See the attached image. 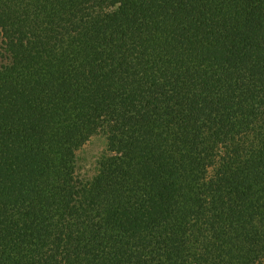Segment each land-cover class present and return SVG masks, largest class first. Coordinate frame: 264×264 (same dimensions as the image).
I'll list each match as a JSON object with an SVG mask.
<instances>
[{
	"label": "trees",
	"instance_id": "trees-1",
	"mask_svg": "<svg viewBox=\"0 0 264 264\" xmlns=\"http://www.w3.org/2000/svg\"><path fill=\"white\" fill-rule=\"evenodd\" d=\"M0 36V264H264V0H0Z\"/></svg>",
	"mask_w": 264,
	"mask_h": 264
},
{
	"label": "rangeland",
	"instance_id": "rangeland-1",
	"mask_svg": "<svg viewBox=\"0 0 264 264\" xmlns=\"http://www.w3.org/2000/svg\"><path fill=\"white\" fill-rule=\"evenodd\" d=\"M0 36V44H1ZM106 140L102 136L92 138L80 151L79 159L81 164L82 173L95 174L97 161L99 157L106 151Z\"/></svg>",
	"mask_w": 264,
	"mask_h": 264
}]
</instances>
